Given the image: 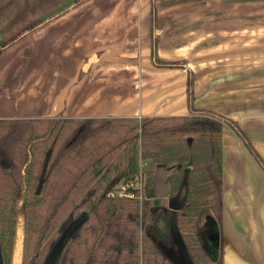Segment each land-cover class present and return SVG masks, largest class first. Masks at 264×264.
<instances>
[{
  "label": "crops",
  "instance_id": "obj_1",
  "mask_svg": "<svg viewBox=\"0 0 264 264\" xmlns=\"http://www.w3.org/2000/svg\"><path fill=\"white\" fill-rule=\"evenodd\" d=\"M72 1L0 53V120L188 116L191 70L194 107L236 120L264 160V0H157L156 20L152 0ZM154 42L156 59L183 65L156 64ZM222 153L224 262L264 264V170L229 125ZM149 189L183 204L167 181Z\"/></svg>",
  "mask_w": 264,
  "mask_h": 264
},
{
  "label": "trees",
  "instance_id": "obj_2",
  "mask_svg": "<svg viewBox=\"0 0 264 264\" xmlns=\"http://www.w3.org/2000/svg\"><path fill=\"white\" fill-rule=\"evenodd\" d=\"M5 1L0 0V19L6 10ZM84 1L73 0L70 7ZM156 2L152 0L153 20L157 17ZM67 9L26 22L3 36L0 53ZM156 64L183 65L158 59ZM187 96L188 116L29 120L47 126H41L40 133L30 134L22 144L20 141L19 148L4 158L0 153L1 263L12 264L19 229L21 264H46L66 228L79 220L58 264H177L172 250L176 239L192 264H225L222 249L214 258L202 236L209 225H214L220 241L223 127L229 125L235 131L263 170L264 160L236 120L194 107L191 70ZM11 122L20 121L0 120V137ZM38 142L43 145L41 154L50 153L39 190L40 177L35 169ZM143 159L163 168L170 197H178L183 191L181 207L172 210L166 197H141L137 188L128 187L134 196L114 192L120 180L127 184L152 176L153 171L142 170Z\"/></svg>",
  "mask_w": 264,
  "mask_h": 264
},
{
  "label": "rangeland",
  "instance_id": "obj_3",
  "mask_svg": "<svg viewBox=\"0 0 264 264\" xmlns=\"http://www.w3.org/2000/svg\"><path fill=\"white\" fill-rule=\"evenodd\" d=\"M63 2V0H60ZM71 1V0H70ZM5 11H4V19L3 24L0 25L1 31H3V36L12 33L16 30H19L20 27L26 22L32 21L36 19L37 17H42V16H49L52 13H55L57 10L56 7H64L65 3H59L55 7V0H48L50 5L48 6L47 11H45L44 5H39L41 9L38 8V6H35L34 11H31L30 8L32 7L30 4V0H6L5 1ZM54 3V4H53ZM41 4H43L41 2ZM48 4V3H47ZM44 7V8H43ZM40 17V18H41ZM41 126H47L46 123L42 124L41 123H36V122H31L29 120H23L20 122H11L8 123L5 129V133L3 134L2 137H0V153H2V158L9 153L14 152L19 148V144L21 141V144L26 141V138L30 136V134H35V133H40L41 132ZM31 132V133H30ZM70 135L68 138H65L60 140L59 145L66 140H69ZM41 142L37 143V147L40 151V154L38 155L37 162H36V172L39 174L40 180L37 185V190L41 188L44 174H45V169H46V163L49 159L50 153H43L41 154ZM58 145V147H59ZM5 154V155H4ZM161 172L163 173H157L155 172L152 176H143L142 178L139 177L137 182L135 183V186H132V188H137L139 189L142 196H155L151 195L152 191L149 189V186L154 184L155 182L160 183L166 181V174L163 170V168L158 167ZM125 185L123 180H120L114 190L115 193L120 192L122 189V186ZM151 193V194H150ZM6 207L8 208L9 202L5 204ZM6 208V209H7ZM205 224L207 225L209 222V219H205ZM73 225L70 224L66 230L65 233L61 236L59 242L56 244L54 250L52 251L49 259L47 260L46 264H58V260L60 257V254L63 250V247L65 245L64 238L67 236L68 232L72 229ZM218 231L217 227H214V225H209L204 232L202 233L203 236V241L204 245L207 246L210 251L213 253V257L217 258L220 256V241L218 239H215L214 233ZM89 231L86 234V237L88 235ZM218 235V234H216ZM176 237H177V232H176ZM64 244V245H63ZM174 250L173 256L175 257V260L178 262V264H192L185 252V249L183 247V244L179 241V239H176L173 244Z\"/></svg>",
  "mask_w": 264,
  "mask_h": 264
},
{
  "label": "water",
  "instance_id": "obj_4",
  "mask_svg": "<svg viewBox=\"0 0 264 264\" xmlns=\"http://www.w3.org/2000/svg\"><path fill=\"white\" fill-rule=\"evenodd\" d=\"M84 217V215H82ZM79 220H76L72 223L73 227L72 229L68 232L67 236L64 238V243L66 242L69 234L73 231V229L76 227L78 224ZM65 233V232H64ZM63 233V234H64ZM62 234V235H63ZM215 235V234H214ZM61 238V237H60ZM215 239H217V235H215ZM60 240V239H59ZM59 242V241H58ZM57 242V243H58ZM64 245V244H63ZM22 261V235L21 231L18 229L16 233V241H15V246H14V251H13V259H12V264H21Z\"/></svg>",
  "mask_w": 264,
  "mask_h": 264
},
{
  "label": "built area",
  "instance_id": "obj_5",
  "mask_svg": "<svg viewBox=\"0 0 264 264\" xmlns=\"http://www.w3.org/2000/svg\"><path fill=\"white\" fill-rule=\"evenodd\" d=\"M135 183L136 182H133V181L128 182L127 184H125V185L122 186V188H121L122 190L120 192H118V193L121 194V195L134 196L133 193L128 192V187L135 186Z\"/></svg>",
  "mask_w": 264,
  "mask_h": 264
}]
</instances>
